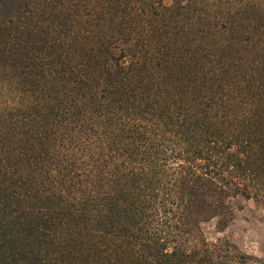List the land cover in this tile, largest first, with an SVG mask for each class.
<instances>
[{
	"label": "trees",
	"instance_id": "16d2710c",
	"mask_svg": "<svg viewBox=\"0 0 264 264\" xmlns=\"http://www.w3.org/2000/svg\"><path fill=\"white\" fill-rule=\"evenodd\" d=\"M0 0V264H260L264 5Z\"/></svg>",
	"mask_w": 264,
	"mask_h": 264
},
{
	"label": "rangeland",
	"instance_id": "374dc122",
	"mask_svg": "<svg viewBox=\"0 0 264 264\" xmlns=\"http://www.w3.org/2000/svg\"><path fill=\"white\" fill-rule=\"evenodd\" d=\"M192 3V6H200L216 9H235L246 5H264V0H144L140 7L169 5L175 3ZM6 92L0 90V103L7 99ZM204 238L208 242L226 239L233 243L242 252L255 256L260 264H264V203L252 198H240L239 207L231 221L223 228L216 226V219L212 218L201 223Z\"/></svg>",
	"mask_w": 264,
	"mask_h": 264
}]
</instances>
